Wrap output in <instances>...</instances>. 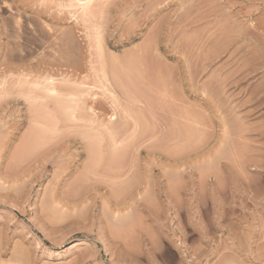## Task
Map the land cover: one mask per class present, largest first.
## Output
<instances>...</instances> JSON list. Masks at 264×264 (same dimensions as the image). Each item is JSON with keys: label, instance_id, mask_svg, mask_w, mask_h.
<instances>
[{"label": "rangeland", "instance_id": "374dc122", "mask_svg": "<svg viewBox=\"0 0 264 264\" xmlns=\"http://www.w3.org/2000/svg\"><path fill=\"white\" fill-rule=\"evenodd\" d=\"M87 1L0 0V264H264V0Z\"/></svg>", "mask_w": 264, "mask_h": 264}, {"label": "bare ground", "instance_id": "6f19581e", "mask_svg": "<svg viewBox=\"0 0 264 264\" xmlns=\"http://www.w3.org/2000/svg\"><path fill=\"white\" fill-rule=\"evenodd\" d=\"M80 1V0H79ZM87 0H85V2H83L82 4L84 5L85 4V7H86V4L88 3V1L86 2ZM90 2V1H89ZM50 89V88H49ZM51 90V89H50ZM53 90V89H52ZM91 107V106H90ZM89 107V108H90ZM91 109V108H90ZM113 114V113H112ZM113 115H110L109 116V119H114V116L112 117ZM92 122H96V121H92ZM105 125V124H104ZM109 129V128H108ZM114 140V139H113ZM115 141V140H114ZM113 142V141H112ZM114 145V144H113ZM120 148V151H121V147H119ZM114 150H116V149H113V151ZM119 150V149H118ZM123 150V149H122ZM120 151H114L115 152V154L113 153V152H111V154H114V155H116V154H118V152L120 153ZM124 152V151H123ZM121 154V153H120ZM120 154H118V155H120ZM94 156V155H93ZM122 156H124V154L122 155ZM122 156H120V157H122ZM112 157H113V155H112ZM115 157V156H114ZM117 157V156H116ZM92 158V157H91ZM93 159V158H92ZM115 159V158H114ZM117 159V158H116ZM121 159V158H120ZM118 160V159H117ZM95 161V160H94ZM91 164H93V160H91ZM134 195H136V196H138L139 194H140V192H139V189L138 188H135L134 190H133V192H132Z\"/></svg>", "mask_w": 264, "mask_h": 264}]
</instances>
